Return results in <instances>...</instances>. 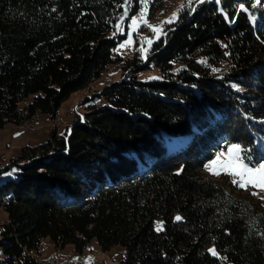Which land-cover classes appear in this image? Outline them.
I'll return each mask as SVG.
<instances>
[{
	"label": "trees",
	"instance_id": "16d2710c",
	"mask_svg": "<svg viewBox=\"0 0 264 264\" xmlns=\"http://www.w3.org/2000/svg\"><path fill=\"white\" fill-rule=\"evenodd\" d=\"M167 1L147 6L157 13ZM140 4L0 0V127L37 113L54 119L109 65L130 70L91 97L102 105L0 167L4 264H40L45 237L79 254L92 238L102 251L119 246L118 264H264V199L201 174L230 143L242 158L264 155V20L255 1L206 0L191 14L186 6L123 61L115 26ZM10 168L16 177L2 180Z\"/></svg>",
	"mask_w": 264,
	"mask_h": 264
},
{
	"label": "rangeland",
	"instance_id": "374dc122",
	"mask_svg": "<svg viewBox=\"0 0 264 264\" xmlns=\"http://www.w3.org/2000/svg\"><path fill=\"white\" fill-rule=\"evenodd\" d=\"M181 3L186 4L187 0H168L165 4V7L159 10L157 13H154L147 6V15L145 17L147 24L140 22L138 19L137 25L135 27L131 26V17L137 16L139 18V13L144 5H138V10L135 14H128L126 16L125 27L122 28V25H120L119 30H117V32L120 34L121 42L118 45V50L120 54H122V60H133V58H136L137 46L135 45V42L142 44V41L148 42L150 40L149 36L152 34L157 36V34L154 33L147 25H160L161 21H164L170 17L172 13L181 5ZM257 7L261 11L262 16H264V0L257 2ZM257 17L258 14L255 18ZM164 26L165 24L162 27L164 28ZM134 32H136L135 36H133ZM129 74L130 70L121 68L119 63L115 65H109L101 72L100 78L96 82L90 84L82 90L72 93L67 99H65L58 108L54 119H52L50 114L37 113L31 120L20 124L19 126L7 123L0 127V167L9 163L10 159L19 157L21 154V149L24 146H34L44 142L48 138L51 130L62 132L67 126H69L75 115H82L84 111H87V109L93 105H102L104 103L103 99L96 97V101H92L91 97L93 98V95H95L96 92H99L106 84L124 77L126 78ZM154 74L155 72L151 73L152 76ZM147 79H150V75H148ZM85 97L90 99L85 102L87 106L84 107L81 106V104L85 105L82 102V99ZM80 102L81 104H79ZM78 110L79 113H77ZM17 133H19V135H17ZM234 144L236 143L227 144L224 147L214 151L212 156L205 162V164L209 160L213 159H217L219 164L227 163L230 159L234 158L229 155V147ZM234 152L235 155L242 157L240 148L234 150ZM217 153H220L219 157H217ZM262 159H264V155L263 158L260 156L256 160L252 159V162L257 163ZM12 169L14 168L2 171L1 179L5 180L9 177L15 178V172L12 176L3 175V173L12 171ZM201 174L203 177L213 178V180L219 184L227 183L228 190L242 198H251L252 200H257L258 197H263L264 190L251 185H249L247 188H240L231 182L233 177L229 176L223 171L219 175H213L203 166ZM235 178L239 179V177ZM253 192L257 193V195H253ZM6 217V213L0 209V227L6 222ZM154 225L155 228L158 229L161 228L162 223L160 221H155ZM98 253H100V255H98ZM121 254L122 251L119 246H114L108 251H102L97 243L96 238L90 239L86 249L80 254L75 252L70 246H66L64 249L59 250L55 248L48 237L42 238L39 251L36 253L40 264H46L45 260L48 257H53L61 261L70 259L71 261H74V264H118L122 256ZM0 257H3L1 253V247Z\"/></svg>",
	"mask_w": 264,
	"mask_h": 264
},
{
	"label": "snow or ice",
	"instance_id": "6c2138e0",
	"mask_svg": "<svg viewBox=\"0 0 264 264\" xmlns=\"http://www.w3.org/2000/svg\"><path fill=\"white\" fill-rule=\"evenodd\" d=\"M206 0H187V5L184 3H181V5L172 13L170 17H168L166 20L161 21L160 25H151L148 24L147 26L157 34V36L164 33L163 25L164 24H171L174 21H177L178 19V13L184 10V8L187 6L189 7V14L196 11L195 7H191L193 4H202L205 3ZM217 3H220L221 0H216ZM257 2H260V0H257ZM129 3V0H124V5H121V7H124ZM141 3L144 5V7L141 9L139 13V18L137 16H132V27H135L137 25L138 19L140 22H143L147 24V20L145 19L147 15V4L148 0H141ZM255 6V5H253ZM246 11L244 4H239L237 11ZM128 15V10L125 8V11L123 15L119 17L120 21L124 20V17ZM227 18V17H226ZM234 20L235 18L232 17ZM117 29L119 30V24L116 25ZM151 43V41H149ZM147 50L141 48L142 54L145 53ZM146 56L142 55V59H146ZM213 71H218V69H213ZM153 79H158L159 77H151ZM19 135V133H17ZM239 145H231L229 147V155L234 157L230 159L227 163L219 164L217 159L209 160L205 165V169L208 170L213 175H219L222 171L228 174L229 176L233 177L232 183L239 186L240 188H247L249 185L253 187H258L261 190H264V159L260 160L257 163L252 162V158L250 156H244L243 158L235 155L234 150L239 149ZM247 151V150H245ZM220 153H217V157H219ZM247 161V162H245ZM219 165V166H218ZM16 171V169H12L10 172L3 173L5 176H12L13 173ZM235 177H239V179H236ZM253 195H257V193L253 192ZM261 199H264V197H261ZM176 220H181L182 217L177 215L175 217ZM158 231L161 230L160 228L157 229ZM208 252L211 253L213 256L217 255V251L215 248H209ZM90 259V258H89ZM226 259V258H224Z\"/></svg>",
	"mask_w": 264,
	"mask_h": 264
},
{
	"label": "bare ground",
	"instance_id": "6f19581e",
	"mask_svg": "<svg viewBox=\"0 0 264 264\" xmlns=\"http://www.w3.org/2000/svg\"><path fill=\"white\" fill-rule=\"evenodd\" d=\"M19 126V125H18ZM124 253V252H123ZM122 253V254H123ZM98 255H100V253H98ZM54 262H51V261H45V263L46 264H56V263H63V261H61V260H58V259H56V258H53V257H50ZM0 264H4L3 263V260H2V258L0 257Z\"/></svg>",
	"mask_w": 264,
	"mask_h": 264
},
{
	"label": "built area",
	"instance_id": "2783aa9c",
	"mask_svg": "<svg viewBox=\"0 0 264 264\" xmlns=\"http://www.w3.org/2000/svg\"><path fill=\"white\" fill-rule=\"evenodd\" d=\"M45 261H51L54 262L51 258H47ZM56 264H74V261H71L70 259L63 260V263H56Z\"/></svg>",
	"mask_w": 264,
	"mask_h": 264
}]
</instances>
